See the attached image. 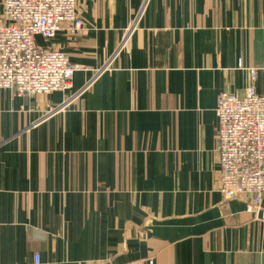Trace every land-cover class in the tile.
<instances>
[{
  "label": "crops",
  "instance_id": "0c3cea01",
  "mask_svg": "<svg viewBox=\"0 0 264 264\" xmlns=\"http://www.w3.org/2000/svg\"><path fill=\"white\" fill-rule=\"evenodd\" d=\"M77 13L37 39L78 67L70 89L0 91V264H264V197H222L216 137L222 94L264 95V0Z\"/></svg>",
  "mask_w": 264,
  "mask_h": 264
},
{
  "label": "built area",
  "instance_id": "2783aa9c",
  "mask_svg": "<svg viewBox=\"0 0 264 264\" xmlns=\"http://www.w3.org/2000/svg\"><path fill=\"white\" fill-rule=\"evenodd\" d=\"M79 0H3L0 22V91L33 98L70 89L78 67L60 50L42 47L62 30L84 29ZM241 67V66H240ZM257 69H250L255 81ZM218 192L226 201L248 197V211L264 197V95L250 87L244 98L222 94L216 108ZM36 263L40 258L36 257ZM148 264H155L153 260Z\"/></svg>",
  "mask_w": 264,
  "mask_h": 264
},
{
  "label": "rangeland",
  "instance_id": "374dc122",
  "mask_svg": "<svg viewBox=\"0 0 264 264\" xmlns=\"http://www.w3.org/2000/svg\"><path fill=\"white\" fill-rule=\"evenodd\" d=\"M2 14V13H1ZM2 18V16H0V19ZM3 22V21H2ZM36 42H40L39 40H37ZM37 44H39V43H37Z\"/></svg>",
  "mask_w": 264,
  "mask_h": 264
}]
</instances>
